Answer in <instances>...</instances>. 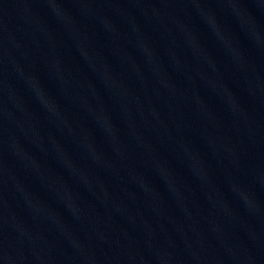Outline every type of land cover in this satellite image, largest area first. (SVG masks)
<instances>
[{
  "label": "water",
  "instance_id": "obj_1",
  "mask_svg": "<svg viewBox=\"0 0 264 264\" xmlns=\"http://www.w3.org/2000/svg\"><path fill=\"white\" fill-rule=\"evenodd\" d=\"M0 264H264V0H0Z\"/></svg>",
  "mask_w": 264,
  "mask_h": 264
}]
</instances>
